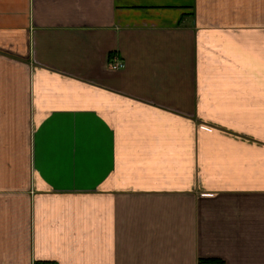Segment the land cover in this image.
Segmentation results:
<instances>
[{
	"label": "crops",
	"instance_id": "0c3cea01",
	"mask_svg": "<svg viewBox=\"0 0 264 264\" xmlns=\"http://www.w3.org/2000/svg\"><path fill=\"white\" fill-rule=\"evenodd\" d=\"M0 264H264V0H0Z\"/></svg>",
	"mask_w": 264,
	"mask_h": 264
},
{
	"label": "built area",
	"instance_id": "2783aa9c",
	"mask_svg": "<svg viewBox=\"0 0 264 264\" xmlns=\"http://www.w3.org/2000/svg\"><path fill=\"white\" fill-rule=\"evenodd\" d=\"M125 67H126L125 63L122 62V61H120V60H118L117 58L114 59V60L112 61V63L110 64V68H111L112 70H122V69H124Z\"/></svg>",
	"mask_w": 264,
	"mask_h": 264
},
{
	"label": "trees",
	"instance_id": "16d2710c",
	"mask_svg": "<svg viewBox=\"0 0 264 264\" xmlns=\"http://www.w3.org/2000/svg\"><path fill=\"white\" fill-rule=\"evenodd\" d=\"M212 263V262H211Z\"/></svg>",
	"mask_w": 264,
	"mask_h": 264
}]
</instances>
